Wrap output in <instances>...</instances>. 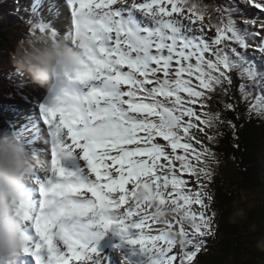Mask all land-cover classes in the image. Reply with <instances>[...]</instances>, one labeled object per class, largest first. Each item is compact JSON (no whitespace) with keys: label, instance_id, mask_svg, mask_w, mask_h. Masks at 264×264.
<instances>
[{"label":"snow or ice","instance_id":"snow-or-ice-1","mask_svg":"<svg viewBox=\"0 0 264 264\" xmlns=\"http://www.w3.org/2000/svg\"><path fill=\"white\" fill-rule=\"evenodd\" d=\"M240 3L264 12V0ZM67 4L82 56L64 75L58 106L41 105L52 148L34 176L40 206L23 212L36 234L24 251L37 264H109L98 241L112 232L118 264H196L215 235L210 187L219 163L197 133L215 140L206 129L225 121L205 109L214 94H230L234 73L249 114L264 117V20L202 0ZM250 88L262 94L253 99ZM97 121L107 138L87 140L81 127Z\"/></svg>","mask_w":264,"mask_h":264},{"label":"clouds","instance_id":"clouds-1","mask_svg":"<svg viewBox=\"0 0 264 264\" xmlns=\"http://www.w3.org/2000/svg\"><path fill=\"white\" fill-rule=\"evenodd\" d=\"M19 1L21 5L16 8ZM237 1L240 0H230L228 6ZM63 9L67 12V19L61 18L60 10ZM239 9L242 11V8ZM247 9L251 11L249 17H259L260 12L255 8L247 5ZM70 15L67 0H0L1 22H14L13 19H16L17 27L21 25L23 28H1V36L6 40L3 45L0 44L6 53L2 60L11 62V65L8 68L3 67L4 78L0 79L1 86L7 84V87L4 86L6 94L0 99V102H4L0 103V112L4 115L0 116V264H37L34 256L24 251L29 244L26 235L35 237L36 234L31 222L25 221L23 212L38 202L36 187L39 184L34 182V176L45 166L44 152L48 140L52 141L51 131L44 122L38 104L58 106L59 98L67 87L64 75L78 69L82 56V49L73 43L71 30H65L66 25L70 26ZM33 25H42L48 31H36L33 34ZM53 31L56 32L55 36L52 35ZM20 33L22 36L18 39ZM10 39L16 40L9 42ZM246 55L261 63L258 53L254 55L250 51ZM11 80L18 85L12 84ZM27 83L33 89V86L37 87L34 90L38 91L41 87L47 90L38 91V94L31 90L33 93H29L30 90L24 88ZM193 83L197 82L194 80ZM26 98L33 101L36 116L33 124L28 121L27 114L20 105ZM65 102L69 106L73 103L71 99ZM213 129H206L208 135L213 134ZM108 133L109 128L103 121L81 127V135L94 142L106 139ZM42 136L46 145L39 142ZM199 138L202 144L208 145L215 152L212 141L209 142L204 134L199 135ZM193 144L195 146L194 141ZM39 175L43 178L44 174ZM31 197L35 202L31 201ZM243 215V211H238L232 222L235 223L236 217ZM179 239L177 237L178 241ZM257 246L264 251V240ZM108 250L109 264H114V258L118 264L117 249L111 247Z\"/></svg>","mask_w":264,"mask_h":264},{"label":"trees","instance_id":"trees-1","mask_svg":"<svg viewBox=\"0 0 264 264\" xmlns=\"http://www.w3.org/2000/svg\"><path fill=\"white\" fill-rule=\"evenodd\" d=\"M202 2L210 6L212 3L214 6H225L224 2L229 4L230 0ZM13 20L14 22L0 20L1 45L6 42L1 36L3 26L23 29L21 25L17 27L16 19ZM18 36L19 39L22 34ZM14 40L16 39H10L9 42ZM1 47L0 79L4 78L2 57L6 54ZM234 75L230 94H214L205 109L220 113L225 123L217 124L212 131L215 136L212 141L213 149L219 161L214 165L217 172L215 171L214 182L210 187L214 195L211 206L216 213L215 235L207 238L205 248L197 256L196 264H264V251L257 246L264 240V117L249 114V102L244 101L239 92L242 81L238 74ZM4 86L7 87V84L0 85V99L6 94ZM249 91L252 92L253 99L262 93L258 88H250ZM0 103H4L3 100ZM227 103L236 105L235 109H227ZM0 116L4 115L0 112ZM227 121L235 125V130ZM238 211H243L244 215L236 217V222L233 223L232 219Z\"/></svg>","mask_w":264,"mask_h":264},{"label":"rangeland","instance_id":"rangeland-1","mask_svg":"<svg viewBox=\"0 0 264 264\" xmlns=\"http://www.w3.org/2000/svg\"><path fill=\"white\" fill-rule=\"evenodd\" d=\"M21 5V1H19V4L18 5H15V7H19ZM58 7V6H57ZM59 8V7H58ZM60 14H61V18L63 19H67V12L65 9L63 10H60ZM67 29V30H66ZM65 30L68 31L69 30V25H66L65 26ZM211 34H214V33H210ZM5 58H9L7 56H5ZM4 65L5 68H8L10 65H11V62H8V61H3L2 63ZM34 89H37V87L33 86ZM20 105L22 106V108L24 109L25 113L27 114V118H28V121L31 122V124H33V119L36 117L35 116V112L33 110V101L31 98H26L25 100H23ZM197 108H199V105L196 106ZM210 142V141H209ZM43 147V145H42ZM43 151V150H42ZM179 151V150H178ZM43 153V152H42ZM216 171V169H215ZM217 172V171H216ZM243 202V201H242ZM250 208V207H249ZM211 210H213V206H211ZM118 240L119 238L116 237L114 235L113 237V241H111L113 247H116V244L118 243Z\"/></svg>","mask_w":264,"mask_h":264},{"label":"bare ground","instance_id":"bare-ground-1","mask_svg":"<svg viewBox=\"0 0 264 264\" xmlns=\"http://www.w3.org/2000/svg\"><path fill=\"white\" fill-rule=\"evenodd\" d=\"M41 1V0H40ZM54 3H55V1H54ZM224 4H225V6H228V4H226V2H224ZM59 27V26H58ZM59 29H61L60 27H59ZM67 30V29H66ZM61 31H63L62 29H61ZM43 137V138H42ZM41 138H40V140H39V142L40 143H42V144H44V145H46V142H45V138H44V136H42ZM43 145V146H44ZM45 149V148H44ZM71 161H69L68 162V164H69V166H71ZM31 201H34L35 202V200H34V198H32L31 197ZM33 237V236H32ZM109 243H110V238L107 236V235H105L103 238H102V244L103 245H109ZM30 262H31V260L29 259V258H27ZM23 264V263H22ZM114 264H117V261L115 260V258H114Z\"/></svg>","mask_w":264,"mask_h":264}]
</instances>
